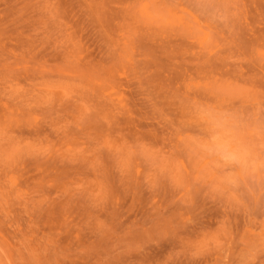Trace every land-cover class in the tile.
I'll return each instance as SVG.
<instances>
[{"label": "rangeland", "instance_id": "1", "mask_svg": "<svg viewBox=\"0 0 264 264\" xmlns=\"http://www.w3.org/2000/svg\"><path fill=\"white\" fill-rule=\"evenodd\" d=\"M0 264H264V0H0Z\"/></svg>", "mask_w": 264, "mask_h": 264}]
</instances>
